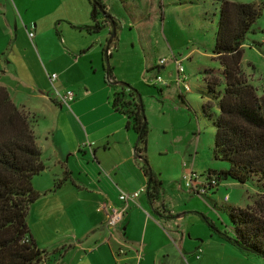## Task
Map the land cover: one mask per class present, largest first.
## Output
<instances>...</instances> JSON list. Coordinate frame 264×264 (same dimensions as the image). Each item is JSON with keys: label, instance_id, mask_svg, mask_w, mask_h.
<instances>
[{"label": "rangeland", "instance_id": "1", "mask_svg": "<svg viewBox=\"0 0 264 264\" xmlns=\"http://www.w3.org/2000/svg\"><path fill=\"white\" fill-rule=\"evenodd\" d=\"M100 1L104 9L99 8L98 11L99 28L91 32L85 29L86 26L97 22L92 19L90 11L89 14L85 13L84 3L90 6L89 0H0V29L6 33H0V46L6 44L5 60H10V56L20 57L25 73L29 75L21 81L15 67L6 63L7 73L0 72V84L8 82L12 86L11 97L18 107L25 102L31 107L36 105L40 108L41 102V109H32L35 113L38 111L36 116L33 115L36 121L34 129L37 143L43 150L42 158L45 164L51 166H48L46 174L34 177L33 185L37 178L39 186L46 187L45 175L52 177V186H55L56 181L64 180L66 174L60 165L54 164L53 150L56 151L59 144L69 146V149L75 144L72 132L64 130V113L60 110V105L55 103L58 98L57 90L64 93L68 90L75 92V100L70 108L65 106L64 109H71L80 116L83 125L86 122L85 112L89 116H97L95 124L100 125L99 121L105 117L104 109H115L113 102L116 88L112 84H105L100 73L91 71V60L95 64L100 63L104 47L110 45V40L117 35L111 47L109 63L117 80L123 82L128 90L124 92L128 95L131 88L135 89L143 102L151 143L148 158L152 159L155 168L164 172L167 182L172 185L166 183L164 186L162 205L167 212L169 209L171 212L176 210V216L185 213L180 220L184 226L182 240L185 239L186 247L174 233L167 230L166 234L156 230L152 223V229H155L158 236V241L152 242V254L158 264H166L176 258V244L180 246L189 264H264L263 258L248 254L222 235L225 231L230 236L233 233L234 224L230 213L234 206L260 211L258 203L261 202L264 206L263 185L257 180L240 184L228 179L206 197L190 194L183 180L185 173L195 171L200 175L210 168L221 170L230 166L228 162L217 160L213 156L216 127L204 112L205 104L214 98L207 86L205 71L211 70L220 75L223 70L213 53L223 0ZM233 1L254 3L261 11L253 31L248 33L243 45V61L250 81L262 95L264 0ZM90 8L92 10V6ZM105 18L109 26L107 23L103 25ZM109 30L113 35L115 32V35L110 36ZM30 32L33 33L32 36ZM88 35L103 38V42L98 40L94 43L95 47L89 56L82 58L81 65H78L90 71L89 75H84L76 66L65 76H61L63 87L56 83L58 89L53 85L47 88V72L43 65L49 58L58 56L63 45L78 48L90 44L92 38ZM162 59L166 60L164 65H160ZM179 63L184 67L189 91L178 82ZM158 74L169 85L155 83ZM224 87L223 84L219 88L223 90ZM35 91L37 94L44 92L47 96L50 95L51 103L45 104L33 97ZM213 109L217 110V105ZM60 113L62 119L59 129L63 133L57 135L53 130L59 122ZM80 154L83 158V154ZM61 156L74 164L76 179L83 175L78 172L77 159L70 156L69 151ZM93 162L95 159L92 158L91 163ZM180 173L182 176L178 178ZM66 180L68 176L64 182ZM52 193L51 189L47 192L48 196ZM227 195L230 197L228 201L225 200ZM29 219H33L31 215ZM65 219L68 220L67 217ZM158 219L159 216L152 210V221L162 229V223ZM195 252L201 255V259ZM168 253L171 257L167 256ZM118 257L123 258L121 255ZM128 264L133 262L128 261Z\"/></svg>", "mask_w": 264, "mask_h": 264}, {"label": "trees", "instance_id": "2", "mask_svg": "<svg viewBox=\"0 0 264 264\" xmlns=\"http://www.w3.org/2000/svg\"><path fill=\"white\" fill-rule=\"evenodd\" d=\"M89 2L91 17L96 21L99 8L104 9V6L100 0ZM260 14L254 3L221 2L213 53L223 70L220 75L205 71L206 83L214 98L205 104L204 112L216 127L213 156L230 166L221 170L210 168L204 174L220 182L232 179L244 184L257 180L264 188V93L260 95L250 81L243 61V45ZM107 16L110 17L108 13ZM98 27L96 23L85 29L97 31ZM110 34L112 36L113 32ZM115 39L117 35L103 49L106 79L112 85L113 68L109 59ZM223 84L225 87L221 90L219 87ZM116 85L114 87L118 88ZM125 88L122 86L121 91L115 93L113 105L129 116L138 134L136 153L146 159V193L153 204L162 199L163 181L150 167L146 155L149 128L143 102L135 89L131 88L127 95L123 91L127 90ZM214 105L217 110L213 109ZM35 122V117L18 107L8 88L0 84V264H40L60 252L59 248L51 251L40 248L29 224L31 207L42 197L34 188L33 179L46 169L42 149L37 143ZM64 180L56 181L51 191L61 187ZM258 205L260 211L234 206L230 213L233 233L230 236L225 231L222 235L248 254L264 259V206L261 202Z\"/></svg>", "mask_w": 264, "mask_h": 264}, {"label": "crops", "instance_id": "3", "mask_svg": "<svg viewBox=\"0 0 264 264\" xmlns=\"http://www.w3.org/2000/svg\"><path fill=\"white\" fill-rule=\"evenodd\" d=\"M90 7L91 5L88 6V4L84 3L86 14H89V11L91 14ZM105 23L109 26L106 18L103 19V25ZM4 30L6 31V29ZM94 31L91 30V32ZM81 32L84 31L82 30ZM0 33L1 35L6 34L1 29ZM88 36L91 37V35ZM98 40L103 42V38L94 36L90 44H85L78 48L61 46L59 55L49 58L46 64L43 65L44 71L47 72V75H45L47 82L45 86L50 88L53 85L58 89L59 87L56 86V83H58L57 85L62 84L61 87H63L64 82L61 76H65L70 70L81 65L80 60L89 56L88 54L95 47L94 43ZM5 47L6 44L0 46V72L7 73L6 63H8L15 67V72L21 81L26 79V76L29 75L25 73L22 59L10 56L11 59L6 62L4 53L7 47ZM110 53L112 56L111 49ZM158 67L161 68V66ZM78 69L84 75H89L90 73L84 67H78ZM150 69L152 70V65ZM91 71L95 74L100 73L102 80L105 84H108L104 68L103 51L100 63L95 64L91 60ZM27 72H29L28 69ZM52 73L60 75L56 81L51 80ZM110 81L116 85L119 80L113 73ZM2 84L8 88L11 94L12 86L8 82H3ZM121 87L119 85L115 91L120 92ZM123 91L127 92L128 90ZM57 92L61 91L57 90ZM32 96L42 100L45 104L52 101V97L50 95V97L47 96L44 92L37 94L35 91ZM55 103L62 108L60 110L63 111L66 121L64 130L72 132L75 144L70 149L68 148L69 146L59 144L56 151L53 150V156H55L54 164L62 167V171L68 176V180L57 190L53 191L51 196H48L47 192L54 187V184L52 186V177L45 175L46 187L39 186L37 178L34 180V188L42 193V197L30 210V215L33 218L31 221L29 219L31 234L40 248L50 251L58 248L61 250L59 253L52 255L45 264H128V261H132L133 264H158L156 257L152 254L154 253L152 252V242L154 240L155 242L158 241L155 229L166 232V234H168L167 230L171 231L186 247L185 239L182 240L184 226L181 222L182 220H180L185 213L181 214V216H176V213H178L176 210L171 212L172 210L169 209L167 212L162 205L164 186L168 182L164 172L152 165V159L149 160L150 167L163 181L162 199L152 204L148 200L145 191L144 194L140 195L138 204L130 205L123 221L114 230L113 234H109L106 226L107 211H99V206L106 201H110L116 207H122L123 204L119 199L121 190L133 193L145 189L148 184L144 161L136 153L138 135L133 131L131 119L123 111L104 109L105 117L99 121L101 122L100 125L95 124L97 116H89L85 112L86 122L83 125L80 116H77L71 109H64L65 106L70 108L71 103L63 104L58 100H55ZM40 105V108L36 105L31 107L24 102L20 108L25 109L32 116H36L38 111L35 113L32 109H41ZM61 119L60 113L59 122H57L56 128L53 130L54 132L56 131L57 135L63 133V130L59 129ZM68 151L70 156L77 159L78 172L80 175L83 174L78 179L74 177L76 173L74 164L69 162V160L65 161L62 158L63 156H61ZM150 151L151 143L148 138L147 158L151 153ZM80 153L83 154V158ZM92 158L95 159L93 163H91ZM48 166L51 165L46 164V169L42 174L48 172ZM181 176L180 173L178 178H181ZM168 184L170 185L171 183ZM190 194L192 193L190 192ZM152 210L155 215L159 216L158 220L162 223V229L152 221ZM152 223L155 225V229H152ZM36 224L37 227H35ZM165 225H167L168 229L164 228ZM176 245L177 251H175L176 255H174L175 259H177L176 262L175 259H172L166 264H189L180 246ZM195 254L198 257L196 252ZM120 255L123 258H119L118 256ZM167 256L171 257V254L168 253ZM199 256L198 258L201 259V255ZM192 261H195V259Z\"/></svg>", "mask_w": 264, "mask_h": 264}, {"label": "built area", "instance_id": "4", "mask_svg": "<svg viewBox=\"0 0 264 264\" xmlns=\"http://www.w3.org/2000/svg\"><path fill=\"white\" fill-rule=\"evenodd\" d=\"M30 35L32 36L33 33L30 32ZM165 63L166 60L162 59L160 65H164ZM177 70L179 75L178 82L182 83L186 91H189L190 87L186 82L187 77L185 75L184 67L182 66L181 63H179V67ZM57 79H58V74L52 73L51 80L56 81ZM155 83H162L169 85V83H167L160 74L156 75ZM57 97H58L57 100L60 101L61 103L70 104L75 98V92L72 90H68L65 93L57 92ZM183 180H185V185L191 193L206 197H208L214 191V189L219 188L220 184L222 183L216 177L208 178L205 174L198 175L197 172L195 171H192L190 173H185L183 176ZM143 191H146V188L133 193H129L127 191L121 190L119 194V199L123 204L122 207H116L110 201H106L101 206H99L98 208L99 211H103V210L107 211L106 226L110 235L113 234L114 230L123 221L130 205L134 203L138 204L139 197ZM229 199L230 197L227 195L225 197V200L228 201ZM198 253H200V251ZM198 257L200 256L198 255Z\"/></svg>", "mask_w": 264, "mask_h": 264}, {"label": "water", "instance_id": "5", "mask_svg": "<svg viewBox=\"0 0 264 264\" xmlns=\"http://www.w3.org/2000/svg\"><path fill=\"white\" fill-rule=\"evenodd\" d=\"M114 35H115V32H114ZM114 35H113V36H114ZM111 41H112V40H110V42H111ZM116 84H117V85H120V86H125L124 83L121 82V81H117ZM138 157H139L140 159H142V160L144 161V163L146 162V159H145L144 157H142V155H138Z\"/></svg>", "mask_w": 264, "mask_h": 264}]
</instances>
